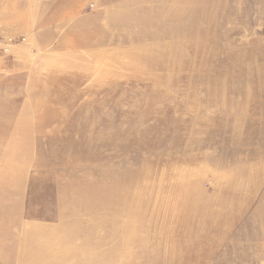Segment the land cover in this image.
Instances as JSON below:
<instances>
[{
  "label": "rangeland",
  "instance_id": "374dc122",
  "mask_svg": "<svg viewBox=\"0 0 264 264\" xmlns=\"http://www.w3.org/2000/svg\"><path fill=\"white\" fill-rule=\"evenodd\" d=\"M3 230L0 264H264V0H0Z\"/></svg>",
  "mask_w": 264,
  "mask_h": 264
},
{
  "label": "bare ground",
  "instance_id": "6f19581e",
  "mask_svg": "<svg viewBox=\"0 0 264 264\" xmlns=\"http://www.w3.org/2000/svg\"><path fill=\"white\" fill-rule=\"evenodd\" d=\"M112 115V114H111ZM77 133V132H76ZM79 134V133H78ZM110 134V133H109ZM107 135V134H106ZM114 138V137H113ZM104 141H106V142H108V143H112L114 140H111L110 141V139L109 138H107V140H104ZM103 141V142H104ZM119 141V140H118ZM105 143V142H104ZM90 146V145H89ZM88 147V146H87ZM60 168H61V166H60ZM71 178V177H70ZM9 181V180H8ZM107 186H105V185H103V187L104 188H106L107 190H108V203H109V213H110V215H111V217L112 218H114L113 219V221L111 222V228H112V230H113V232H112V235L114 234V232L116 231V229H118V228H120V227H122V229H124V230H127V231H129V230H132V235H133V231L134 230H136L135 229V227H141V223H137V222H135L134 220H132L131 218H128L129 217V215L131 216V212H132V209H133V207H134V205L135 204H137V201L136 200H134V201H128L127 202V200H125V196H128V188L127 187H122L121 185H119V181L118 180H115V179H112V180H110V181H108L107 182V184H106ZM180 186V185H179ZM181 189V188H180ZM114 191H116V193L118 194L117 196H114ZM61 192H62V190H61ZM134 194V193H133ZM77 198H79L78 197V195H77ZM71 199H74L73 198V196H68V199H67V201L66 202H68V200H71ZM59 202V205L61 206L62 205V201H58ZM140 202V201H139ZM132 204V206L131 205H128L127 206V204ZM139 204V203H138ZM59 206V207H60ZM121 212H123L124 213V218H116V217H114V215L113 214H119V213H121ZM68 212H65L63 209H60V213H59V217L61 218V217H66V216H68ZM16 216H18L19 214H15ZM58 213H56V215L54 216V217H56V218H58ZM12 233L11 232H9V233H5V230H3V231H0V237H4V236H9V235H11ZM32 234H38L37 232L36 233H28V235L29 236H31ZM127 234V233H126ZM152 234V233H151ZM114 236V235H113ZM135 235H133L132 237H134ZM172 236V235H171ZM124 237H125V239L126 240H120V244L122 245V249L125 247V243L128 241V237H130V236H126V235H124ZM148 238H149V235H148ZM154 238H155V234H154ZM130 240V239H129ZM142 240V239H141ZM144 240H146V238H144L143 240H142V243L144 242ZM131 241V240H130ZM133 241H135V240H133ZM148 240H146V242H147ZM145 242V244L147 245V243ZM145 245V246H146ZM147 247H148V245H147ZM147 247H146V249H147ZM118 250H119V247H118V245H116L115 246V248H114V250H113V253H112V256H111V258H112V260L113 261H115V259L117 258L116 257V254L118 253ZM129 252V251H128ZM147 252V251H146ZM119 254V253H118ZM98 255H100V254H98ZM97 255V256H98ZM120 255V254H119ZM101 256V255H100ZM122 256H124V255H122ZM106 257V256H105ZM149 257V256H148ZM119 258V257H118ZM123 259V258H122ZM144 259V258H143ZM35 260H37L38 261V263L37 264H42V255L40 254V257L38 256ZM35 260H34V262H35ZM127 260V259H126ZM67 261V262H66ZM66 261H59V262H57V261H55V263L54 264H65V263H68L69 262V260H66ZM75 262H73L74 264H82V263H80L79 261H81L80 259H77V260H74ZM119 261H120V259H118V263H119ZM133 262V261H132ZM72 263V264H73ZM85 263H88L87 261H85L83 264H85ZM90 263H91V261H90ZM93 263V262H92ZM95 263V262H94ZM96 263H97V261H96ZM99 263H100V261H99ZM51 264V263H50Z\"/></svg>",
  "mask_w": 264,
  "mask_h": 264
}]
</instances>
